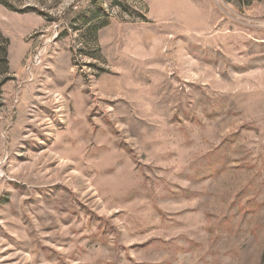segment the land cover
<instances>
[{
	"label": "rangeland",
	"instance_id": "1",
	"mask_svg": "<svg viewBox=\"0 0 264 264\" xmlns=\"http://www.w3.org/2000/svg\"><path fill=\"white\" fill-rule=\"evenodd\" d=\"M0 264H264V0H0Z\"/></svg>",
	"mask_w": 264,
	"mask_h": 264
},
{
	"label": "trees",
	"instance_id": "2",
	"mask_svg": "<svg viewBox=\"0 0 264 264\" xmlns=\"http://www.w3.org/2000/svg\"><path fill=\"white\" fill-rule=\"evenodd\" d=\"M7 43H8V41L0 35V79H1V82H2V80H3V78L6 75L7 70H8L7 59H6Z\"/></svg>",
	"mask_w": 264,
	"mask_h": 264
}]
</instances>
